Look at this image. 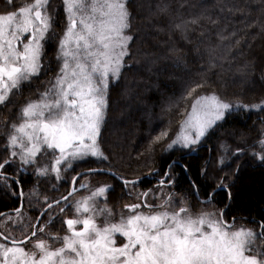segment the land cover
<instances>
[{"label":"snow or ice","instance_id":"obj_1","mask_svg":"<svg viewBox=\"0 0 264 264\" xmlns=\"http://www.w3.org/2000/svg\"><path fill=\"white\" fill-rule=\"evenodd\" d=\"M0 9V193L21 201L27 195L29 205L38 208L35 218L26 216L23 204L14 216L0 213L4 227L11 224L19 232L0 231V241H7L0 242V264H264V215L240 218L232 211L243 194L242 174L264 170V132L258 150L222 142L195 175L190 165L174 160L162 173L155 169L132 178L111 168L101 139L113 109L123 114L131 101L146 99L142 93L160 91L167 81L182 78L186 56L168 44L174 34L192 45L189 55L203 56L205 39L210 42L213 34L228 39L231 20L225 11L239 13L242 20L256 12L264 20V0L223 4L219 13L193 0H62L60 5L57 0H28L19 6L16 0H0ZM197 32L200 40L194 44L192 34ZM153 40L159 46L150 45ZM49 46L55 67L45 54ZM158 47L165 51L157 54ZM214 51V46L205 49L209 68L215 67ZM244 69L242 83L260 89L257 101L231 103L216 93L200 95L197 89L204 82L194 87L186 82L184 98H193L191 114L174 137L162 131L151 143L190 155L229 116L264 114V58ZM47 72L54 75L42 91L36 89L38 99L4 116L5 110L11 113L17 107L11 97L38 84ZM130 73L141 81L132 89L126 84ZM143 114L151 119L146 105ZM93 163L97 167L77 173ZM177 167L189 183L188 195L179 199L172 193ZM71 173L76 174L69 181ZM92 174L108 175L118 185L80 183L78 189L77 182ZM156 175L161 178L152 188L140 190ZM25 177L33 181L27 194ZM210 178L209 189L197 182ZM42 186L48 191H41ZM65 186L67 194L57 197ZM117 187L119 198L128 200L119 212L108 206ZM85 189L88 195L74 199ZM189 197L201 205L195 213ZM157 199L158 204L152 203ZM56 222L63 234L50 230Z\"/></svg>","mask_w":264,"mask_h":264},{"label":"trees","instance_id":"obj_2","mask_svg":"<svg viewBox=\"0 0 264 264\" xmlns=\"http://www.w3.org/2000/svg\"><path fill=\"white\" fill-rule=\"evenodd\" d=\"M27 2L28 0H16L17 6ZM193 2L198 5L203 4L210 13H219L221 5H242L244 0H193ZM61 3L62 0H57L58 5ZM193 11H199V9H193ZM223 15L228 16L231 20L228 25L229 33L234 30L236 32L235 36L225 33L228 39L221 41L213 34L210 42L205 39L201 45V52L205 54L203 56H193L188 54V48L192 45H188L182 40L178 33L174 34L172 39L168 40V44L175 46L177 49H182L179 55L186 56V69L180 74L182 78L175 81H167L168 87L161 88L160 91L153 89L151 92L142 93L146 99L143 101H131V109L123 110V114L116 109L110 112L109 123L102 131V147L110 155L111 168L116 170L118 174L132 178L134 175L147 173L149 170L159 169L162 173L166 170L169 163L179 160L181 165H190V172L195 175L199 168L203 166L204 161L214 156L215 150L222 142L228 143L233 147L236 145L245 148L256 146L258 150V137H261L264 131V114L257 112H241L229 116L226 121L222 122L221 127L217 128L210 137L206 138V142L202 144L197 153L184 155L180 151L166 152L163 144L151 143L152 139L162 131H167L169 137H174L180 131L181 123L191 111L193 103L192 97L184 98L186 82L193 87L198 82H204L205 86L197 89L198 94L210 95L216 93L222 99L231 103H252L259 99L261 95L260 89L245 85L242 81L244 80V66L250 65L252 62L258 65L260 59L264 58V26H262L264 25V20L261 19L260 13L256 12L247 15L246 20H242L239 13L229 15L225 11ZM254 21L255 23L251 27L247 26V23ZM192 35L196 37L194 44L199 43L198 32ZM167 39L164 36L160 37V40ZM237 40L239 43H236ZM149 44L159 46L160 41L153 40ZM210 46H214L213 55L216 58L215 67L212 68H209V57L205 52V49ZM146 50L151 51V47ZM164 51V47H158L157 54ZM45 54L47 59L52 61V66L55 67L54 48L46 47ZM137 59L142 61L143 57L138 56ZM53 75L54 73L47 72L38 84L34 83L31 88L25 87L23 91L27 93L37 88L42 91V86ZM136 83H141V81L136 79V74L130 73L126 81L128 88L132 89ZM149 83L147 80L143 81L145 86L149 85ZM197 93H193V97ZM113 99H115V95H113ZM21 100L14 101L17 107L13 108L11 113L5 110L3 115L11 116L13 113L18 112L19 106L25 103H21ZM145 105L150 110L151 119L143 114ZM88 167H97V164L85 165L77 168L76 171L80 173L88 170ZM175 171L178 174V182L173 186L172 193L179 199L181 196L188 195L189 183L184 178L185 174L180 167H177ZM75 174L71 173L68 180L70 181L71 175ZM89 176H91L92 181L99 182L98 184L118 185V182L108 175L92 174ZM160 178L159 175H156L144 181L140 186V190L152 188ZM80 182L78 181L77 184H80ZM197 182L203 184L205 189H209V186L213 183L211 178L206 183L202 179ZM22 183L27 194L33 187V181L25 177ZM239 185L243 194L233 206L232 211L240 218L259 219L260 215H264V170L259 168L246 170L242 174ZM41 191H48L47 186H42ZM68 191L69 188L65 186L55 195L57 197L66 195ZM167 192L168 190L165 189V195H167ZM49 195H52V193H49ZM120 196L121 192L119 187H117L115 193L108 200V206L112 207L116 212L120 210L122 204L128 202L127 199L121 200ZM189 200L192 205V211L194 213L197 212L201 205L191 197H189ZM153 203L158 204L155 201ZM19 204L20 199L0 193V213L15 210L19 207ZM22 211L31 218H35L37 215L38 208L34 204L29 205L27 195ZM229 219H231V216ZM9 229L13 230L14 233H19L13 229V226H10ZM50 230L53 232H64L59 222L50 225Z\"/></svg>","mask_w":264,"mask_h":264},{"label":"rangeland","instance_id":"obj_3","mask_svg":"<svg viewBox=\"0 0 264 264\" xmlns=\"http://www.w3.org/2000/svg\"><path fill=\"white\" fill-rule=\"evenodd\" d=\"M43 88L45 87V84L42 86ZM38 96H39V93L36 91V90H34V89H32V90H30L29 92H27L26 93V91H23L22 92V94H19V95H16V96H14V97H11V99H13L15 102H16V100H20V99H22L21 101V103H24V102H26V101H28V100H36V99H38ZM23 105V104H22ZM0 107H2V106H0ZM191 111H192V109H191ZM191 111L189 112V114H191ZM189 114L186 116V118L183 120V121H185L187 118H188V116H189ZM182 124V123H181ZM264 132V131H263ZM92 178H91V176H87V178L86 179H84V180H82L80 183H85V184H89V185H91L92 187H95V186H98V185H103V184H98L95 180V182L94 181H92L91 180ZM89 194V192L87 191V190H84L82 193H77V194H75L74 195V199H79L82 195H88ZM160 194L158 193L157 194V196H159ZM155 202H157V203H159L160 201L157 199V200H154ZM154 201H152V203L154 202ZM143 211H148V209H142ZM120 211V210H119ZM119 211H117V212H119ZM8 215H15V214H8ZM4 225H5V220H4V218H3V220H0V230L1 231H3V232H6V231H8V230H10L9 229V227L11 226L12 227V225L11 224H9L8 225V228H5L4 227ZM13 234H15V235H19V233H14L13 232ZM61 234H63V233H61ZM0 242H3V241H0ZM5 243V242H4Z\"/></svg>","mask_w":264,"mask_h":264},{"label":"water","instance_id":"obj_4","mask_svg":"<svg viewBox=\"0 0 264 264\" xmlns=\"http://www.w3.org/2000/svg\"><path fill=\"white\" fill-rule=\"evenodd\" d=\"M88 172V170H84V171H82V172H80V173H87ZM78 189H79V187H77ZM80 191H82V190H78L75 194H77V193H79ZM74 194V195H75ZM24 203H25V199L23 200V201H21L20 200V204H19V207L18 208H20L21 207V205L23 204V207H24ZM17 209V208H16ZM23 209V208H22ZM3 213H5V214H15V210H10V211H6V212H3ZM1 218L2 217H0V220H1ZM6 243H7V241H5Z\"/></svg>","mask_w":264,"mask_h":264},{"label":"flooded vegetation","instance_id":"obj_5","mask_svg":"<svg viewBox=\"0 0 264 264\" xmlns=\"http://www.w3.org/2000/svg\"><path fill=\"white\" fill-rule=\"evenodd\" d=\"M79 184H77V186H78Z\"/></svg>","mask_w":264,"mask_h":264}]
</instances>
